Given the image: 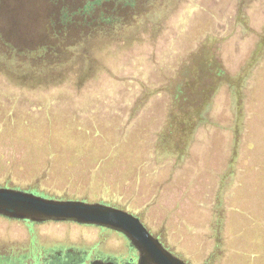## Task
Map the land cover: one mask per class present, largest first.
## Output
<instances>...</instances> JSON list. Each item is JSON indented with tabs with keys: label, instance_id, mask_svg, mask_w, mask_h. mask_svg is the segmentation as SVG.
Listing matches in <instances>:
<instances>
[{
	"label": "rangeland",
	"instance_id": "rangeland-1",
	"mask_svg": "<svg viewBox=\"0 0 264 264\" xmlns=\"http://www.w3.org/2000/svg\"><path fill=\"white\" fill-rule=\"evenodd\" d=\"M172 3L154 26L155 37L140 38L129 49L112 46L100 58L113 74L94 75L87 65L92 75L76 84L59 80L40 89L38 81L24 86L11 69L4 70L8 78L0 73V183L117 202L140 214L190 264H264V9H247L250 27L232 45L226 0ZM172 40L176 57L208 55L214 65L225 60L224 78L242 67L241 111L229 110L234 104H227L222 86L211 112L217 125L197 132L193 118L188 137L164 147L154 137L162 127L166 133L165 77L154 65ZM211 77L204 82H217ZM128 78L156 82L154 90L145 96L135 89L115 91V83ZM233 110L239 127L224 132ZM213 201L222 218L216 227L210 221Z\"/></svg>",
	"mask_w": 264,
	"mask_h": 264
},
{
	"label": "trees",
	"instance_id": "trees-1",
	"mask_svg": "<svg viewBox=\"0 0 264 264\" xmlns=\"http://www.w3.org/2000/svg\"><path fill=\"white\" fill-rule=\"evenodd\" d=\"M172 4L170 0H0V73L6 76L4 70L11 69L24 86L38 81L43 85L40 89H49L47 84L59 80L75 83L80 76L92 75L87 65L96 69L94 75L100 70L98 74H113L110 64L101 63L100 58L112 46L128 48L140 38L155 37L154 26ZM173 44L174 40L162 51L164 59L154 65L165 77L166 133L162 127L154 137L164 147L175 139L187 138L196 115L204 121L199 108L209 99L212 88L204 79L213 75L216 80L223 72L208 55L202 60H196L195 55L186 60L182 55L176 57L177 51L169 49ZM144 62L138 60L139 72L144 70ZM177 76L183 81L177 82ZM143 80L128 78L127 82L115 83V91L122 89L130 94L135 89L136 94L145 96L154 90L156 82L152 85L148 79ZM55 86L61 89L64 85ZM125 105H129V99H124ZM172 105L177 108L175 114Z\"/></svg>",
	"mask_w": 264,
	"mask_h": 264
},
{
	"label": "flooded vegetation",
	"instance_id": "flooded-vegetation-1",
	"mask_svg": "<svg viewBox=\"0 0 264 264\" xmlns=\"http://www.w3.org/2000/svg\"><path fill=\"white\" fill-rule=\"evenodd\" d=\"M257 2H259L260 5H258ZM226 3L227 11L224 16L229 33L233 36L231 38L232 45L239 44V41L243 39L242 35H245L250 27L249 24H247L245 12L249 7H252V9L253 7L256 8L255 11H258L260 8L263 10L264 0H226ZM252 4L255 5L253 6ZM261 35L262 33H260L259 39H261ZM222 65L221 71L226 67L225 60H223ZM241 70L242 67L234 74L230 75V79L222 77L221 74L216 79L217 82L209 83L212 87L208 92V94H210L209 99L201 104L202 107L199 108V112L203 113L202 117L204 118L202 119H204V121H200V118L196 115L195 120L192 122L193 128H197V132L199 129L198 127L202 125H207L209 127L217 125L216 122L218 121L211 112L213 108L216 107L217 100L215 97L219 95L222 86L227 88V104H234H231L230 107L228 106L229 110L234 108L238 112L241 111V103L238 104V98L240 99V94L242 93V82L237 78ZM211 79H213V75ZM233 114L234 116L230 118V120L223 123L224 128L222 129L224 132L231 130L236 124H238L239 127L240 117L238 114L236 115L235 111ZM234 130L236 131V129L233 128V133H231L232 136H234ZM157 141L161 144L159 140ZM225 148L228 151V144ZM182 150H184V148H182ZM0 186L22 189L52 199L101 203L126 211L136 217L168 250L190 264L180 254L167 247L162 242L159 235L148 227V224L140 214L117 202L89 199L88 197L47 194L35 187L19 188L1 183ZM217 206L218 204L213 201L210 221L214 227H216L217 221H222V218L218 217ZM38 221L40 222L24 218L8 217L0 214V264H90L96 260L111 264L137 263L138 251L136 247L131 240L119 230L97 224L79 223L74 220ZM42 229L44 230V233H42L43 235L39 232ZM212 240L215 242L212 243V248H216L217 242L214 238H212Z\"/></svg>",
	"mask_w": 264,
	"mask_h": 264
},
{
	"label": "water",
	"instance_id": "water-1",
	"mask_svg": "<svg viewBox=\"0 0 264 264\" xmlns=\"http://www.w3.org/2000/svg\"><path fill=\"white\" fill-rule=\"evenodd\" d=\"M0 214L30 220H74L124 233L138 251L136 264H188L168 250L132 214L101 203L47 198L22 189L0 186ZM90 264H111L93 261Z\"/></svg>",
	"mask_w": 264,
	"mask_h": 264
}]
</instances>
